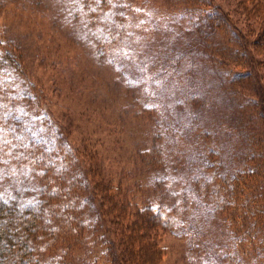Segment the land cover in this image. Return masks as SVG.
Wrapping results in <instances>:
<instances>
[{
    "label": "trees",
    "instance_id": "trees-1",
    "mask_svg": "<svg viewBox=\"0 0 264 264\" xmlns=\"http://www.w3.org/2000/svg\"><path fill=\"white\" fill-rule=\"evenodd\" d=\"M257 3L263 6L264 0ZM84 6L88 20L105 27L96 37L97 45L113 52L130 27L124 8L108 16L110 0H84ZM179 8L175 17L187 21L189 34L179 45L151 50L139 101L161 102L157 148L150 154L154 186L177 189L181 198L170 207L159 200L142 203L141 208L135 205L133 212L122 185H108L107 209L114 225L124 226L117 234L119 245L113 248L116 264H163L159 240L178 229L189 234L193 219L200 230L212 221L226 227L234 245L226 255L228 264H264V141L257 128L245 129L259 116L252 108L261 102L264 110V85L257 84V96L245 94L241 104L237 97L244 91L238 86L250 79V73L228 68L242 60L254 61L257 53L264 52V9L256 17L263 25L255 49L247 45L229 54L223 41L228 35L225 20L213 0H183ZM25 67L16 50L0 42V151L10 149L17 158L14 147H20V159L43 184L39 201L27 207L0 194V264H62L60 260L87 237L81 230L86 223L82 213L91 216L96 211L93 192L100 188L92 180L89 195L91 171L77 172L80 158L66 140L60 141L63 137L57 147L32 135L17 137L24 129L20 118L11 113L12 104L32 105L39 98L34 84L31 92L23 78ZM164 102H172V110ZM173 102L179 114L176 120ZM219 112L225 120L213 119L212 114ZM225 136L232 141L221 143ZM178 157L187 164L186 171L173 167ZM104 203L102 199L101 206ZM102 214L93 218L95 225Z\"/></svg>",
    "mask_w": 264,
    "mask_h": 264
},
{
    "label": "rangeland",
    "instance_id": "rangeland-1",
    "mask_svg": "<svg viewBox=\"0 0 264 264\" xmlns=\"http://www.w3.org/2000/svg\"><path fill=\"white\" fill-rule=\"evenodd\" d=\"M110 1L112 8L108 16L123 7L130 24L128 34L113 52L97 45L96 37L105 27L88 20L84 0H0V42L10 44L23 58L26 64L23 78L31 92L34 87L39 95L32 105L26 101L12 104L11 113L20 118L25 130L20 129L17 137L29 139L32 135L38 142L55 147L59 137H63L60 141L66 140L80 158L77 172L82 175L86 170L91 171L89 195L93 192V182L100 188L98 193L93 192L96 211L91 216L82 213L86 223L81 230L85 229L82 233L87 237L80 242L81 246L77 247L79 243L60 260L62 264L118 262L113 248L118 247L117 234L124 226H115L107 209L110 183L122 185V194L132 202L133 212L135 205L141 208L142 203L155 204L159 200L170 207L181 198L177 189L170 190L163 184L154 186L150 154L157 148L161 102L139 99L151 50L172 43L179 45L189 34L187 21L175 17L183 0ZM213 2L225 20L228 35L223 41L227 52L247 45L255 49L254 42L260 37L263 25L256 17L264 5L260 6L259 0ZM252 61L246 59L228 66L231 70L250 73V79L238 86L244 91V95L237 97L241 104L247 98L245 94L257 96V84L264 85V52L257 53ZM164 104L172 110V102ZM173 106L176 120L179 114L174 102ZM261 106L259 102L252 108L259 116L245 129L257 128L259 138L264 141ZM221 116L225 120L220 112L212 114L217 120ZM226 141L232 138H220L221 143ZM14 148L17 158L8 152L10 149L0 151V194L27 207L39 201L43 184L28 163L20 159L21 148ZM173 167L180 172L187 170L180 157ZM102 199L105 203L101 206ZM100 214L103 219L95 225L92 220ZM193 221L189 220L194 226L189 234L178 229L167 232L159 240L163 264H228L226 255L232 253L234 245L229 243L231 234L225 231L226 227L212 221L199 226L204 225L200 230L196 229V219ZM119 259L123 260L122 256Z\"/></svg>",
    "mask_w": 264,
    "mask_h": 264
}]
</instances>
